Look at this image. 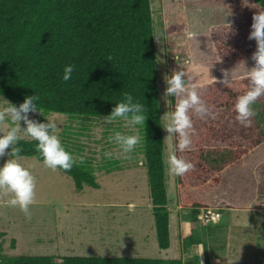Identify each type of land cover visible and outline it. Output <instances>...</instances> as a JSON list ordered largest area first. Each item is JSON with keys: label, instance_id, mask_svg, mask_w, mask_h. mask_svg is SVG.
Returning <instances> with one entry per match:
<instances>
[{"label": "trees", "instance_id": "1", "mask_svg": "<svg viewBox=\"0 0 264 264\" xmlns=\"http://www.w3.org/2000/svg\"><path fill=\"white\" fill-rule=\"evenodd\" d=\"M184 3L226 11L230 6H251L257 9L253 13L264 12V0ZM207 33L187 36L192 60L185 81L196 87L210 84L214 92L202 101L216 118L202 120L189 113L193 120L190 148L176 151L178 158L194 165L185 175L175 176L178 204L189 211L194 224L207 208L222 214L227 209L264 207V202H255L264 200V97L252 105L257 115L251 127L236 122L233 110L237 97L250 87L247 70L253 61L222 64ZM70 64L74 71L65 82L63 70ZM221 70L228 72L229 87L213 83L212 79H224ZM125 92L148 109L145 126H140L141 153L157 247L167 250L170 213L151 0H0V96L22 104L26 97L38 95L39 110L45 115L91 119L110 115ZM178 99L170 97L172 112ZM177 142L174 137L172 150ZM36 143L20 139L16 145L22 148L20 156L43 162ZM60 171L72 179L76 191L84 186L98 188L93 171L86 166L76 163L70 172ZM180 243L186 252L203 241L191 229L182 233ZM59 260L63 264H186L181 258L8 257L0 251V264H57Z\"/></svg>", "mask_w": 264, "mask_h": 264}, {"label": "rangeland", "instance_id": "2", "mask_svg": "<svg viewBox=\"0 0 264 264\" xmlns=\"http://www.w3.org/2000/svg\"><path fill=\"white\" fill-rule=\"evenodd\" d=\"M186 1L194 0H151L162 129L168 123L165 114L172 113L170 96L164 95L167 77L180 71L185 79L187 66L192 60L187 41L190 33L208 32L212 50L222 64L247 62L256 50L255 41L248 39L256 8L230 6L226 11L224 7L186 6ZM227 24H231L230 30ZM196 91L201 99L214 92L206 83L197 86ZM0 99L17 107L20 105L3 96ZM3 107L5 105L0 103V108ZM29 119L39 123L55 122L62 146L73 156H85L84 164L77 163L93 171L98 188L84 186L81 191H76L72 179L59 169L52 171L31 157L19 159L18 163L35 177L36 201L30 206L29 220L18 207L6 205L9 197L0 196L2 255L181 258L186 264H199V259L203 264H264V212L255 213L250 209L225 211L221 220L225 228H220L208 226L204 213L210 208L202 210L198 215V219L201 215L200 222L194 224L189 211L178 204L175 176L167 170L173 140H164L170 247L160 250L141 142L132 152V159L125 160L118 157L117 146L108 141L116 131L141 137L140 126L125 127L123 120L104 124L97 118L70 119L42 112L29 113ZM20 127H25L23 122ZM6 131L0 125V135ZM166 135L163 129V138ZM81 137L87 142H82ZM21 140L31 139L21 136ZM106 152H112V158H106ZM7 159L12 158H0V167ZM251 224H258L261 228L252 230ZM191 229H196L203 244L183 255L180 238L184 231L188 233ZM201 250L203 253L199 257Z\"/></svg>", "mask_w": 264, "mask_h": 264}, {"label": "clouds", "instance_id": "3", "mask_svg": "<svg viewBox=\"0 0 264 264\" xmlns=\"http://www.w3.org/2000/svg\"><path fill=\"white\" fill-rule=\"evenodd\" d=\"M231 27V24H227L228 30ZM189 35L193 38L196 36L195 33ZM248 39L254 40L256 44V50L251 55L253 67L247 70L250 87L243 95L237 97L233 108L236 113V122L245 128L252 126V118L257 115L252 105L264 97V12H258L252 16ZM245 63L244 60L239 62L243 65ZM74 67L70 64L64 68L63 81L67 82L72 78ZM221 71L224 79L219 81L212 79L213 83H220L229 87L228 72ZM164 95L179 98L174 112L165 114L168 123L163 128L167 133L164 140L171 142L174 137H178V142L172 154L168 157L167 170L173 176H183L194 169L192 163L178 158L176 155L177 150L184 152L191 145L190 130L193 128V120L189 113L202 120L206 118L215 119L216 113L212 112L202 101L196 91V85L185 81L183 72L174 71L170 77H167ZM39 99L38 95L26 97L18 107L7 100L0 99V103L5 105V107L0 108V125L7 129L5 134L0 135V158L13 157L7 159L0 167V196L9 197L6 205L18 207L29 220L31 219L30 206L36 201V180L27 168L18 163V160L22 158L20 156L22 148L16 145L21 136L37 142L35 151L42 158L44 167L52 171L60 169L64 172H70L77 161L80 164L85 162L84 155L73 156L65 150L56 134L59 129L55 122L39 123L36 120L29 119V113L40 114L37 104ZM147 111L148 109L144 103L134 100L131 94L125 92L122 100L115 103L110 115L103 118L96 116V118L104 124H112L117 120H123L125 127H144L148 118ZM21 122L25 125L23 129L20 127ZM80 139L84 143L87 142L86 138L81 137ZM108 141L117 146L118 157L131 160V154L141 142V137L139 135H125L120 131H116L108 137ZM9 149L10 151H8ZM104 155L106 158H112L113 153L106 152ZM202 253L203 250L199 253V257L202 256ZM57 264H63V261L59 260ZM199 264H203L202 259H199Z\"/></svg>", "mask_w": 264, "mask_h": 264}, {"label": "crops", "instance_id": "4", "mask_svg": "<svg viewBox=\"0 0 264 264\" xmlns=\"http://www.w3.org/2000/svg\"><path fill=\"white\" fill-rule=\"evenodd\" d=\"M251 207H252V208H246V209H227V210H225V211H231V210H233V211H234V210H236V211H238V210L240 211V210H241V211H242V210H248V209H250L252 212H255V213H258V211L264 212V209H261V206H259V207H258V206H251ZM262 207H263V206H262ZM258 208H259L260 210H259ZM225 211H224V212H225ZM224 212H222V214H220L221 217H220V219L218 220L217 223H214V224H213V223H210V224H211V225L213 224V226L216 225V227H220V228H221V227H224V228H225V226H222V224H221V222H222L221 220L223 219V213H224ZM230 223H231V222H230ZM226 224H227V222H226ZM224 225H225V224H224ZM241 226H242L243 228L245 227L244 224H242ZM258 228H259V229L261 228V227H259L258 224H254V225L251 224V225H250V229H252V230H255V229H256V231H257ZM263 228H264V227H263ZM189 232H190V231H189ZM186 233H187V232H186ZM194 247H196V246H194ZM192 248H193V247H192ZM190 249H191V248H190ZM237 253H238V251H237ZM185 254H186V252H183V255H185Z\"/></svg>", "mask_w": 264, "mask_h": 264}, {"label": "built area", "instance_id": "5", "mask_svg": "<svg viewBox=\"0 0 264 264\" xmlns=\"http://www.w3.org/2000/svg\"><path fill=\"white\" fill-rule=\"evenodd\" d=\"M204 214H205V217L207 218L208 223H216L220 217V214L212 209L206 210ZM200 216H199V219H200Z\"/></svg>", "mask_w": 264, "mask_h": 264}]
</instances>
